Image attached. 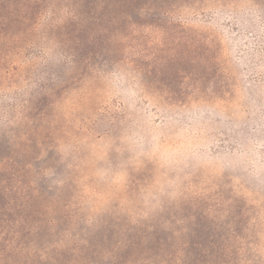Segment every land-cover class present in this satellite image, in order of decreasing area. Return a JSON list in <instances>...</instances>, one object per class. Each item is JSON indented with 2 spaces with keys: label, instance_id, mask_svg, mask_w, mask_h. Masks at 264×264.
Listing matches in <instances>:
<instances>
[{
  "label": "rangeland",
  "instance_id": "374dc122",
  "mask_svg": "<svg viewBox=\"0 0 264 264\" xmlns=\"http://www.w3.org/2000/svg\"><path fill=\"white\" fill-rule=\"evenodd\" d=\"M0 264H264V0H0Z\"/></svg>",
  "mask_w": 264,
  "mask_h": 264
},
{
  "label": "trees",
  "instance_id": "16d2710c",
  "mask_svg": "<svg viewBox=\"0 0 264 264\" xmlns=\"http://www.w3.org/2000/svg\"><path fill=\"white\" fill-rule=\"evenodd\" d=\"M134 3H139L140 0H133ZM151 3H149L148 5H150ZM156 5V4H155Z\"/></svg>",
  "mask_w": 264,
  "mask_h": 264
}]
</instances>
